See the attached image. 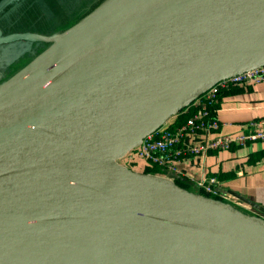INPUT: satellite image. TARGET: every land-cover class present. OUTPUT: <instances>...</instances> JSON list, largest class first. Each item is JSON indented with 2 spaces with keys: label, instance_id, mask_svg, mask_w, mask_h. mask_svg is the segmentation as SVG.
<instances>
[{
  "label": "water",
  "instance_id": "obj_1",
  "mask_svg": "<svg viewBox=\"0 0 264 264\" xmlns=\"http://www.w3.org/2000/svg\"><path fill=\"white\" fill-rule=\"evenodd\" d=\"M16 40L49 45L0 83V264H264V217L116 161L264 65V0H102Z\"/></svg>",
  "mask_w": 264,
  "mask_h": 264
},
{
  "label": "crops",
  "instance_id": "obj_2",
  "mask_svg": "<svg viewBox=\"0 0 264 264\" xmlns=\"http://www.w3.org/2000/svg\"><path fill=\"white\" fill-rule=\"evenodd\" d=\"M215 103L214 114L220 122V130L214 135L243 132L248 129V122L264 118V81L230 86L218 94ZM186 111L191 110L187 108ZM178 119L176 114L170 118L169 123L174 126L180 123ZM199 137L200 134H197L186 138V141L197 140ZM179 147H184V143H180ZM147 164L139 160L137 170L146 172ZM171 165L172 168L158 167L155 173L170 175L180 186L193 192L200 191L198 180L216 175L220 189L230 198V202L247 213L264 217L263 212L238 197L243 196L264 206V140L245 145L234 144L229 149H212L202 154L186 151L181 158L173 159Z\"/></svg>",
  "mask_w": 264,
  "mask_h": 264
},
{
  "label": "built area",
  "instance_id": "obj_3",
  "mask_svg": "<svg viewBox=\"0 0 264 264\" xmlns=\"http://www.w3.org/2000/svg\"><path fill=\"white\" fill-rule=\"evenodd\" d=\"M264 81V65L219 80L205 93L196 98L188 107L190 115L183 122L171 125L168 119L161 127L143 138L136 146L127 150L116 161L137 170L141 159L147 163H156L162 167H173V159H179L186 151L202 154L208 151L229 149L234 144L245 145L256 140H264V118L251 120L246 124L247 130L234 133H217L220 122L215 116V104L218 94L233 85L258 83ZM200 134L199 139L186 141V138ZM201 135L203 137L201 138ZM184 143V147H179ZM139 171V170H138ZM199 193L218 199L227 200L226 194L219 187L216 175L206 176L197 181Z\"/></svg>",
  "mask_w": 264,
  "mask_h": 264
},
{
  "label": "rangeland",
  "instance_id": "obj_4",
  "mask_svg": "<svg viewBox=\"0 0 264 264\" xmlns=\"http://www.w3.org/2000/svg\"><path fill=\"white\" fill-rule=\"evenodd\" d=\"M1 1V0H0ZM24 0H19V4L14 8L15 4H9L4 9H8L5 15L9 16L13 11H19L23 6ZM36 2V0H34ZM102 0H37V14L28 19H20L16 15L10 17L8 20H3L8 26V33L35 31L45 34H54L61 32L67 27L71 26ZM19 7V8H18ZM3 9V10H4ZM22 11V10H21ZM20 11V12H21ZM18 12V13H20ZM32 15V16H33ZM17 46L11 51L10 45L0 48V83L5 81L25 64H27L35 55L41 52L49 45V42L43 41H18ZM146 162V160L141 159ZM230 200V198H226Z\"/></svg>",
  "mask_w": 264,
  "mask_h": 264
},
{
  "label": "trees",
  "instance_id": "obj_5",
  "mask_svg": "<svg viewBox=\"0 0 264 264\" xmlns=\"http://www.w3.org/2000/svg\"><path fill=\"white\" fill-rule=\"evenodd\" d=\"M39 4L37 3V0L36 2L34 0H25V3L23 4V6L20 8V10L18 12H21L20 13H15L14 16L16 15L18 18L20 19H28L30 17H27L29 15H31V18L33 19V17H35L36 15H33L34 13L37 14V6ZM13 6V5H12ZM15 12V11H14ZM33 15V16H32ZM4 20V19H3ZM2 20V21H3ZM3 23V24H2ZM0 24V27H3L4 31L5 29H8V26L7 24H5L4 22H2ZM3 25H6V26H3ZM5 32H8V31H5ZM216 107V103L212 105V108H215ZM187 108H184L182 109L180 112L177 113L178 117H179V121L180 122H183L187 119V117L190 115L191 111H186ZM158 167H162L156 163H151V164H147L145 165V170H147L146 172H152V173H155L156 171H158Z\"/></svg>",
  "mask_w": 264,
  "mask_h": 264
},
{
  "label": "flooded vegetation",
  "instance_id": "obj_6",
  "mask_svg": "<svg viewBox=\"0 0 264 264\" xmlns=\"http://www.w3.org/2000/svg\"><path fill=\"white\" fill-rule=\"evenodd\" d=\"M25 3V0L23 1V4ZM19 8V7H18ZM9 9V8H8ZM7 8L2 10L0 12V24L3 22L2 20L5 19V20H8L10 17L14 16L15 13H17L18 11L15 10V12L12 10V14H10L9 16L5 15V13L7 12L8 10ZM3 24V23H2ZM3 26H6V25H3ZM3 28V27H2ZM5 31H8V29H5ZM18 41L20 40H16V41H13V42H9V43H1V48H3L4 46L7 47L8 45H10V48H8L9 50H13L15 48V46L19 45L18 44Z\"/></svg>",
  "mask_w": 264,
  "mask_h": 264
}]
</instances>
